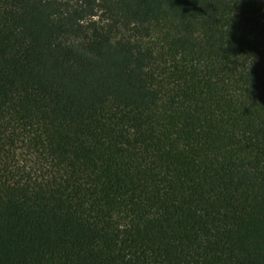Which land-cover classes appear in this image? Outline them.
<instances>
[{"label": "trees", "instance_id": "1", "mask_svg": "<svg viewBox=\"0 0 264 264\" xmlns=\"http://www.w3.org/2000/svg\"><path fill=\"white\" fill-rule=\"evenodd\" d=\"M0 264H264V0H0Z\"/></svg>", "mask_w": 264, "mask_h": 264}]
</instances>
